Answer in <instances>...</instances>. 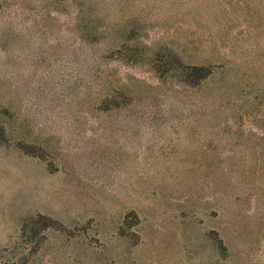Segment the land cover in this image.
I'll return each mask as SVG.
<instances>
[{"label":"rangeland","instance_id":"374dc122","mask_svg":"<svg viewBox=\"0 0 264 264\" xmlns=\"http://www.w3.org/2000/svg\"><path fill=\"white\" fill-rule=\"evenodd\" d=\"M0 264H264V0H0Z\"/></svg>","mask_w":264,"mask_h":264},{"label":"trees","instance_id":"16d2710c","mask_svg":"<svg viewBox=\"0 0 264 264\" xmlns=\"http://www.w3.org/2000/svg\"><path fill=\"white\" fill-rule=\"evenodd\" d=\"M175 65L177 63V60L174 58L172 61ZM216 68V67H215ZM164 72H169V69L164 70ZM163 72V73H164ZM181 79L188 85L197 87L204 81L208 80L210 76L212 75V68L206 67V66H185L182 67L181 71L179 72ZM27 151V150H26ZM28 153H31V151H27ZM217 247L219 251L223 252L226 250V246L224 245V241L221 240L219 237L216 239Z\"/></svg>","mask_w":264,"mask_h":264}]
</instances>
